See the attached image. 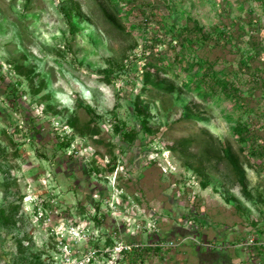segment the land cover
<instances>
[{
    "label": "rangeland",
    "instance_id": "1",
    "mask_svg": "<svg viewBox=\"0 0 264 264\" xmlns=\"http://www.w3.org/2000/svg\"><path fill=\"white\" fill-rule=\"evenodd\" d=\"M261 32L264 0H0V264H264Z\"/></svg>",
    "mask_w": 264,
    "mask_h": 264
},
{
    "label": "trees",
    "instance_id": "2",
    "mask_svg": "<svg viewBox=\"0 0 264 264\" xmlns=\"http://www.w3.org/2000/svg\"><path fill=\"white\" fill-rule=\"evenodd\" d=\"M229 29V28H228ZM255 31V30H254ZM197 38V40H193L195 37ZM223 36L225 37H229L227 36L226 34H223ZM179 37V44L182 45V46H194L195 49H198V46H201L200 43H205V42H209L210 40H213L214 41V44L216 46H221L222 45V41L221 38H210L209 36H206L204 34V32L202 31V29L195 25L192 29H187V30H184L181 32L180 36H177ZM264 39V36L261 33L258 34V36H251V41L249 42L250 43V47L255 51V53L258 55H261L262 52H261V49H262V46H261V42L262 40ZM215 60H202V59H198L196 64L195 65H200V62L202 64H208V67L211 68L213 66V63H214ZM108 73V72H107ZM258 73V72H257ZM206 74L208 75V71L206 72ZM255 78V76H254ZM145 79H148V75H145ZM212 84H211V87H212V91L213 92H222L232 98H235L237 99L238 101H243L244 98H241L240 97V93H239V90L234 86V84L230 81H224V80H220V79H217V78H213L212 79ZM135 109L137 110V113L142 117V121H141V125L143 127V129L145 131H150L149 128L147 127V115H146V112L145 110H142L139 106L138 103H135ZM87 111L88 112H91L90 108H87ZM114 130L117 134H121L122 136V140H124L125 142H133L135 136H136V131L135 130H130L128 132H124L122 134L120 128H118V126H114ZM235 134L237 135L238 137V141L242 144H246V143H249V150H250V153L253 154V155H262L264 153V142L261 143V144H258L256 143L257 142V138L259 136L256 135V133H253V130H251V128H248V126L246 125H240V126H236L235 128ZM250 132H252L250 134ZM249 134L251 136H249ZM256 143V144H255ZM190 144L189 141H183L181 144H180V154H181V157H188L186 155H184V151L186 150V148L188 147V145ZM68 146V144L66 145ZM114 167V162L112 164V166L110 167V170H112ZM197 169V172H201L200 168H196ZM205 186V184H203V187ZM3 213L4 211L3 210H0V216L2 215L3 216ZM4 217V216H3ZM140 249H135V251H139ZM124 253H129L127 250H124L123 251ZM136 255V254H135Z\"/></svg>",
    "mask_w": 264,
    "mask_h": 264
},
{
    "label": "built area",
    "instance_id": "3",
    "mask_svg": "<svg viewBox=\"0 0 264 264\" xmlns=\"http://www.w3.org/2000/svg\"><path fill=\"white\" fill-rule=\"evenodd\" d=\"M124 250H127V251H130V248L129 247H125V246H119V250H118V253L120 252H123ZM96 253V252H95ZM92 257H89V261Z\"/></svg>",
    "mask_w": 264,
    "mask_h": 264
}]
</instances>
